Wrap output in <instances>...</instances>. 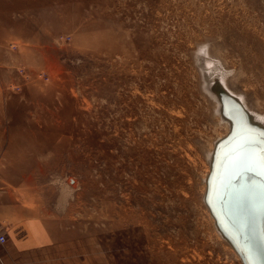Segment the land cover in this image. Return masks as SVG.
Returning <instances> with one entry per match:
<instances>
[{"label":"rangeland","instance_id":"374dc122","mask_svg":"<svg viewBox=\"0 0 264 264\" xmlns=\"http://www.w3.org/2000/svg\"><path fill=\"white\" fill-rule=\"evenodd\" d=\"M220 81L264 117V0H0V225L54 239L29 263L243 264L207 202Z\"/></svg>","mask_w":264,"mask_h":264},{"label":"bare ground","instance_id":"6f19581e","mask_svg":"<svg viewBox=\"0 0 264 264\" xmlns=\"http://www.w3.org/2000/svg\"><path fill=\"white\" fill-rule=\"evenodd\" d=\"M219 85L228 101L222 111L231 114L233 130L211 153L207 200L213 203L218 229L243 264H264V117L250 111L243 101L232 100L224 82Z\"/></svg>","mask_w":264,"mask_h":264},{"label":"crops","instance_id":"0c3cea01","mask_svg":"<svg viewBox=\"0 0 264 264\" xmlns=\"http://www.w3.org/2000/svg\"><path fill=\"white\" fill-rule=\"evenodd\" d=\"M40 226L47 229L46 225ZM0 229L3 230L5 235L7 233L9 236V239L6 237V242L0 245V263L2 264H14L13 261H17V264H35L33 262L29 263L28 259L37 254L36 245L29 242L47 243L53 242L54 240L52 235L47 233L44 228V232L32 234V237L25 236L23 229L17 230L13 226H6V221L4 227L0 225Z\"/></svg>","mask_w":264,"mask_h":264},{"label":"built area","instance_id":"2783aa9c","mask_svg":"<svg viewBox=\"0 0 264 264\" xmlns=\"http://www.w3.org/2000/svg\"><path fill=\"white\" fill-rule=\"evenodd\" d=\"M6 242V235L4 234L3 230L0 229V245Z\"/></svg>","mask_w":264,"mask_h":264},{"label":"water","instance_id":"95a60500","mask_svg":"<svg viewBox=\"0 0 264 264\" xmlns=\"http://www.w3.org/2000/svg\"><path fill=\"white\" fill-rule=\"evenodd\" d=\"M229 138V137H228ZM208 206H209V208L211 209V211H213V209H214V207H213V203H211L212 201L211 200H209L208 199ZM221 203H222V201H221ZM213 208V209H212ZM232 226V225H231ZM234 229V228H233ZM227 240V239H226ZM234 247V246H233ZM235 248V247H234Z\"/></svg>","mask_w":264,"mask_h":264}]
</instances>
